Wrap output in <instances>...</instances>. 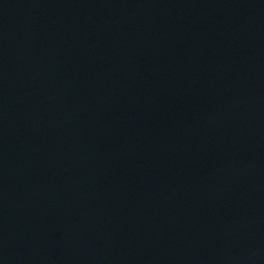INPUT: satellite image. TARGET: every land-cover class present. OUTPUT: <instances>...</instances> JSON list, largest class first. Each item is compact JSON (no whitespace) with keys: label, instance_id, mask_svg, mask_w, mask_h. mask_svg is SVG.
I'll return each mask as SVG.
<instances>
[{"label":"water","instance_id":"1","mask_svg":"<svg viewBox=\"0 0 264 264\" xmlns=\"http://www.w3.org/2000/svg\"><path fill=\"white\" fill-rule=\"evenodd\" d=\"M0 264H264V0H0Z\"/></svg>","mask_w":264,"mask_h":264}]
</instances>
